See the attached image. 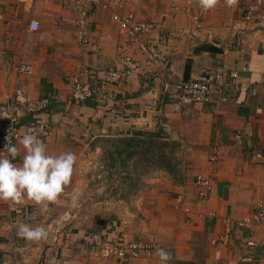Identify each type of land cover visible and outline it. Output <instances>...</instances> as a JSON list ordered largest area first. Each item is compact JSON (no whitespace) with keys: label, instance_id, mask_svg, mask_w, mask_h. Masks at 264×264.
Listing matches in <instances>:
<instances>
[{"label":"crops","instance_id":"1","mask_svg":"<svg viewBox=\"0 0 264 264\" xmlns=\"http://www.w3.org/2000/svg\"><path fill=\"white\" fill-rule=\"evenodd\" d=\"M103 1L151 23L147 39L172 73L139 52L112 21V12L101 7L87 9L88 44L80 46L77 8L84 0L0 1V103L10 95L13 68L22 56L31 67L18 78L27 99L48 98L50 104L36 115L22 114L20 124H46L48 131L38 138L47 152L76 156L69 185L47 210L27 199L13 204L28 214L9 226L6 202L0 201V264H161L157 254L102 260L97 246L105 240L157 243L171 254L169 264H263L264 225L236 224L264 202V0L248 21L245 12L256 0L230 6L217 0L207 11L199 0ZM30 21L38 22V32L28 31ZM123 56L136 63V75L104 86V72L125 69ZM220 69L225 75L215 84L219 97L204 105L179 102L176 80H196ZM79 72H86L83 81L92 96L69 103L70 79ZM136 131L178 145L180 178L162 172L128 198L106 197L104 190L93 201L85 158L101 150L91 144ZM15 146L19 154L13 163L19 166L25 152L18 141ZM257 152L263 157L256 158ZM197 177L212 186L203 200L195 195ZM77 190L82 194L73 208L70 198ZM178 195L188 213L177 209ZM224 218L230 221L227 243L221 241ZM21 223L44 226L47 240L18 237Z\"/></svg>","mask_w":264,"mask_h":264},{"label":"built area","instance_id":"2","mask_svg":"<svg viewBox=\"0 0 264 264\" xmlns=\"http://www.w3.org/2000/svg\"><path fill=\"white\" fill-rule=\"evenodd\" d=\"M1 1V0H0ZM261 1L256 0L254 5L251 6L245 12V21H248L253 16V13L260 6ZM101 7L104 10L112 12V21L116 24L119 30L123 31L127 37L136 44L137 49L142 54L146 55L152 64L159 65L164 68L165 71L172 73L171 64L163 61L159 58L157 53L152 48L149 40L147 39L152 25L149 22L136 20L132 13L122 16L120 13L114 11L112 4L105 3L103 0H84L82 4H78L77 12L81 14V19L78 21V27L80 32L78 34V42L80 46L88 44L83 28L86 24L88 8ZM30 21L28 24V31L38 32L39 27L36 30L30 28ZM121 60L125 64L124 70H108L101 77V83L103 85L117 84L123 80L135 76L137 73V65L130 56H123ZM13 71L16 76V81L11 89L10 95L6 102L0 103V149L4 148L7 143L6 137L10 139L11 144L15 145L18 138L21 137L26 131L31 129L33 133L38 137L46 134L49 127L40 122H33L26 125L20 124V116L22 114L36 115L44 111L50 104L48 98H42L38 100H29L26 97L24 88L18 82L20 76L28 75L31 73V67L27 64L22 56H19L15 62ZM86 75V72H79L73 76L70 83V99L69 103L81 102L91 97V89L87 83H84L81 78ZM224 70L220 69L216 72H206L196 80H176L174 84V90L177 93V97L182 104H196L204 105L208 104L215 97L221 93L220 87H216L215 84L224 77ZM238 137V135H237ZM255 157L260 159L263 155L260 152L255 154ZM211 162L215 161V158H210ZM13 162V161H12ZM196 192L195 195L198 199L203 200L208 197L212 186L208 179L197 177L195 180ZM183 205V196L178 195L176 197V207L184 212L188 213L189 210ZM8 212V223L12 226L14 218L16 216L24 217L28 214L27 210L16 209L14 206L6 202ZM210 216H214L213 213ZM223 223L226 226V234L221 238L223 243H227L230 240L229 237V225L230 221L227 218L223 219ZM239 228H251L256 225H264V202H261L252 216L237 222ZM161 248L159 244L154 242H125L123 240H105L97 246V255L102 260L108 259H140L151 258L156 254L157 249ZM260 262L264 264V257L260 259Z\"/></svg>","mask_w":264,"mask_h":264},{"label":"clouds","instance_id":"3","mask_svg":"<svg viewBox=\"0 0 264 264\" xmlns=\"http://www.w3.org/2000/svg\"><path fill=\"white\" fill-rule=\"evenodd\" d=\"M235 0H227L230 6ZM217 0H199V6L204 11L212 9ZM39 27L37 21L30 24L32 30ZM7 143L0 149V201L10 205L23 204L25 199L41 205L47 210L49 204L57 202L65 187L69 185L73 174L76 156L72 152L59 155L49 154L46 145L31 129L18 138V143L24 149L22 163L18 166L12 161L18 156L19 149ZM79 190L70 198V207H77L81 196ZM16 235L26 241L47 240L49 231L42 225L31 226L21 223ZM161 264H169L171 254L163 248L157 249Z\"/></svg>","mask_w":264,"mask_h":264},{"label":"rangeland","instance_id":"4","mask_svg":"<svg viewBox=\"0 0 264 264\" xmlns=\"http://www.w3.org/2000/svg\"><path fill=\"white\" fill-rule=\"evenodd\" d=\"M121 15L124 16L125 14ZM81 80L83 81V77ZM83 82L86 83L85 81ZM104 86H108V84ZM130 138L131 137L113 136L111 138L96 139L91 144L92 150H95V148L101 150V154L95 153L92 158H85L88 160L87 177L90 178L89 180L93 185L90 191V197L93 201H96L102 194L104 195V190H106V197H111L116 193H120L124 198H128L130 195H135L143 191L148 186L151 178L162 176V172L167 173V175L175 181L180 178L182 162L181 157L178 155V145L171 141L150 139L147 135L140 137L141 139L139 140L141 143L136 148H132L130 152H134L133 156L127 157L128 153L124 151L121 157V160L124 159L123 162H118L116 160L115 163L112 164L111 157H116V152L123 151L126 140ZM166 162L171 166L172 170H169L170 172L162 169ZM85 174L82 173V176ZM99 188L103 189L102 193H100L101 191Z\"/></svg>","mask_w":264,"mask_h":264},{"label":"trees","instance_id":"5","mask_svg":"<svg viewBox=\"0 0 264 264\" xmlns=\"http://www.w3.org/2000/svg\"><path fill=\"white\" fill-rule=\"evenodd\" d=\"M144 135L149 136L150 139H158L159 138V135H157V134H148V133L139 132V131L134 132V134H132L131 138L126 140L123 151L121 150L119 152H116L117 153L116 157H114V156L111 157L112 158L111 163L114 164L116 160L118 162H123L124 159L121 160L122 159L121 157L124 154V151L128 153L127 157L133 156L134 152H130V151L132 150V148L133 149L136 148L141 143L139 139H141L140 137H142ZM167 161H169V160H167ZM164 164H165V166L162 167V169H164L167 172L169 170H172L171 166L168 162H166Z\"/></svg>","mask_w":264,"mask_h":264}]
</instances>
